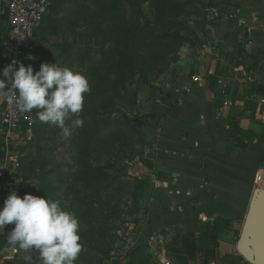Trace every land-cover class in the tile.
Listing matches in <instances>:
<instances>
[{
    "label": "crops",
    "instance_id": "crops-1",
    "mask_svg": "<svg viewBox=\"0 0 264 264\" xmlns=\"http://www.w3.org/2000/svg\"><path fill=\"white\" fill-rule=\"evenodd\" d=\"M187 13L162 90L138 88L137 111L154 115L144 119L152 157L141 163L138 220L125 225L112 264H179L190 235L200 242L188 264H204L208 252L210 264L246 263L234 234L264 189V0H194ZM7 30L0 0V42ZM2 107L0 98V134Z\"/></svg>",
    "mask_w": 264,
    "mask_h": 264
},
{
    "label": "trees",
    "instance_id": "trees-1",
    "mask_svg": "<svg viewBox=\"0 0 264 264\" xmlns=\"http://www.w3.org/2000/svg\"><path fill=\"white\" fill-rule=\"evenodd\" d=\"M52 2L57 5L50 9L51 18H47V25L53 32V38L69 30L67 20L71 16L68 17V14L75 7L77 9L74 10L71 19H75L73 25L78 21L77 24L82 28V33L78 34L79 41L63 40L62 44L54 45L55 51L52 50L56 55L53 61L66 58L70 60L71 66L75 63L83 66L89 61L86 72L91 91L85 95L84 108L80 113L84 125L75 128L76 134L71 138L73 151L69 167L72 171L67 176L60 175L47 180L43 178L42 183L45 185L43 191L51 200L59 201L63 209L74 212L79 220L83 251L76 264H93L91 253L94 250H100L99 252L106 258H111L112 249L88 246L84 241L88 232L85 233V228L90 230L97 225H111L125 215L134 216L132 222H137L143 189V182L134 179L135 187L131 194V202L126 201L129 192L123 180L124 176L128 175L129 168L125 165V158L118 152L117 146L122 140L123 130L131 132L132 122L127 118L125 121L110 122L107 117L120 112L118 109L114 110L115 98L122 103L128 102L129 111L134 112L138 101L135 90L129 91L132 86L131 79L140 75L146 80L152 75L153 67L158 61H163L162 68H167L177 60V57L172 58L171 55L175 53V48L182 46V40L176 32L172 33V20L167 15L170 11L179 9V5L171 0H159L158 15L154 23L147 26L135 25L129 16L125 15V5L140 13L142 0H52ZM81 6L84 10L78 11ZM92 8L94 10H91ZM78 13L81 17L76 16ZM26 55L27 53L20 63L26 64ZM127 80L130 82L126 85ZM118 82L125 86L124 95L117 91ZM41 140L36 138L37 147L42 146ZM2 149L3 141L0 134V165L5 158ZM26 164L27 162L24 168L26 173L34 171L36 167L34 163ZM44 171L46 170H43V175ZM239 236L240 233L235 237V243ZM199 242L196 235L181 240L179 254H187L189 257L184 259L179 257V264L182 261L188 264L189 259L198 257L196 252L199 249ZM210 260L211 252H208L204 264H210Z\"/></svg>",
    "mask_w": 264,
    "mask_h": 264
},
{
    "label": "rangeland",
    "instance_id": "rangeland-1",
    "mask_svg": "<svg viewBox=\"0 0 264 264\" xmlns=\"http://www.w3.org/2000/svg\"><path fill=\"white\" fill-rule=\"evenodd\" d=\"M174 3L179 5V9L172 10L168 13V17L172 20V33L175 34V24L176 29H180L181 31H177L178 33L183 35H187V8L188 4L193 2L194 0H171ZM48 11L44 22L36 33L34 38V50L28 52L26 55V64L25 67L28 65H33L35 71L40 70V66L42 63L48 64H56L58 63L60 66H67L74 71L81 72L89 81V76L87 75V68L89 67V61L86 65H80L75 63V65L71 66L69 59H58L57 61H53L56 54L53 52L55 51V46L62 44L63 40L71 42L73 39L79 41L78 34L82 33V28L78 21L74 23L75 19H71L73 17L74 10L68 14L71 18L67 21L69 22V30L67 32L61 33L58 37H52V30L47 25V18H51V8L56 6L52 0H45ZM158 6L159 0H142L141 4V12L136 13V11L129 6L125 5V15L126 17L129 16V19L135 25L138 24H147V26L154 23L155 17L158 15ZM83 11L84 8L78 9V11ZM91 10H94L92 8ZM134 10V11H133ZM64 13H62L63 15ZM75 16V14H74ZM77 17H81V15H76ZM75 16V17H76ZM148 18V20H147ZM78 19V18H77ZM76 19V20H77ZM148 21V22H147ZM70 32V33H69ZM76 33L75 35H73ZM77 35V37H76ZM57 36V35H56ZM58 38V39H57ZM185 42V41H184ZM183 46V45H182ZM54 51H53V50ZM29 56H33L35 59H28ZM175 53L171 55L173 58ZM48 59L50 62H48ZM163 61H158L156 65L153 67V73L148 79H143L142 76H136L131 79L132 86L129 89L135 90L137 94V101L139 102V89L144 85L148 86L149 88H157L158 90H162V88L157 87V84L165 80L168 76H171L170 67L162 68ZM80 66V67H77ZM130 82V80L126 81V85ZM122 87V88H121ZM127 89V86H126ZM117 91L124 95L126 93L125 86H122L120 82L117 83ZM116 106L114 110H120L119 113H113L108 115L109 121H125L127 118L131 123L132 130L131 132L127 130H123L121 135V142H118V152L125 158V165L129 168V173L127 176H124V182L128 186L127 191L129 192V197H126L127 202H131V194L134 192L135 181L134 179H139V173L141 169V163L144 162L148 158L149 162H151V154L147 157L146 152H151V147L153 145V136L148 134L150 129L152 128L151 125L147 124L144 119L148 118L149 116L152 117L154 115H143L137 111V106L133 113H131L128 107L130 104L128 102H119L118 98L114 99ZM85 101V99H84ZM108 106H110L108 104ZM127 115V116H124ZM31 117V125L24 126V137H26V130L29 128L31 130V139L26 143V145L19 146L14 148V157L17 158L20 167L17 172L10 175L9 181L13 182V186L7 187V191L3 192L2 195L4 196L0 200V209L4 206V201L7 197L15 191L21 198H23L26 194H30L36 197H41L47 199L48 197L44 195V187L42 183V179H52L57 176L63 175L67 176L71 173V168L69 167V163H71V155H72V147H71V138L74 136L75 128L72 130V134L68 138H63L60 135L61 129L58 127L41 123L36 115V110L34 109L30 113ZM73 119V117H72ZM66 123H71V121H66ZM127 123H124L126 125ZM42 137V138H41ZM36 138L42 139V146H36ZM146 157V158H145ZM145 158V159H144ZM25 162L30 164L31 162L36 165L34 171L25 172ZM26 164V165H27ZM1 167V165H0ZM44 175L43 170L44 169ZM55 171L54 173H51ZM141 176V175H140ZM50 199V198H49ZM70 199V198H69ZM132 206V205H131ZM133 207V206H132ZM134 208V207H133ZM134 216H127L125 215L121 217V219L115 221L111 225H97L93 229L88 230L85 228V233L87 234L84 237L85 243L90 247H103V249H112V257L106 258L105 255L101 254L100 250H94L91 254L93 259V264H112L113 263V254L120 250L123 245L122 233L125 229L126 222H132ZM14 224L8 225L5 229H0V264H26L23 259L25 253L22 251H14L8 244H7V233L11 232L14 228ZM241 226L238 225L236 227V231L234 236L237 237L240 233ZM234 244L236 245L235 241ZM234 245V246H235ZM33 256V261L31 264H40L38 254L31 253ZM206 256V255H205ZM242 261H244L241 258Z\"/></svg>",
    "mask_w": 264,
    "mask_h": 264
},
{
    "label": "clouds",
    "instance_id": "clouds-1",
    "mask_svg": "<svg viewBox=\"0 0 264 264\" xmlns=\"http://www.w3.org/2000/svg\"><path fill=\"white\" fill-rule=\"evenodd\" d=\"M18 63L13 61L0 72V98H11L21 113L35 109L38 120L61 129L63 138L70 137L73 128L83 127L80 113L85 95L91 91L85 75L58 63H42L39 71L23 63L17 68ZM12 224L7 244L25 253L26 264L33 261L31 253L38 254L40 264H76L83 251L79 220L59 201L30 194L21 198L13 191L0 209V229Z\"/></svg>",
    "mask_w": 264,
    "mask_h": 264
},
{
    "label": "built area",
    "instance_id": "built-area-1",
    "mask_svg": "<svg viewBox=\"0 0 264 264\" xmlns=\"http://www.w3.org/2000/svg\"><path fill=\"white\" fill-rule=\"evenodd\" d=\"M4 13L8 24V30L0 42V65L2 70L13 61L21 62L23 56L34 50V38L36 31L42 25L47 13L45 0H3ZM17 64V68L19 67ZM196 80L195 77L192 78ZM226 88V84L223 85ZM18 95V90H16ZM3 130L1 137L3 141V152L5 158L0 167V200L4 197L3 192L7 187L13 186L8 177L17 172L20 164L14 157V148L26 145L31 139V130L27 128L26 137L23 129L31 125L30 113H21L15 109L10 102L11 98H2ZM264 167V150L262 154ZM262 180L258 172L254 178V185ZM165 264H170L166 262ZM245 264H248L247 262Z\"/></svg>",
    "mask_w": 264,
    "mask_h": 264
},
{
    "label": "water",
    "instance_id": "water-1",
    "mask_svg": "<svg viewBox=\"0 0 264 264\" xmlns=\"http://www.w3.org/2000/svg\"><path fill=\"white\" fill-rule=\"evenodd\" d=\"M235 252L248 264H264V189L253 191Z\"/></svg>",
    "mask_w": 264,
    "mask_h": 264
}]
</instances>
